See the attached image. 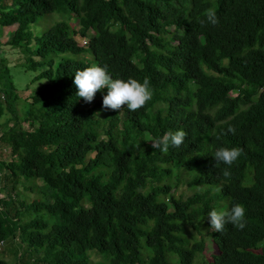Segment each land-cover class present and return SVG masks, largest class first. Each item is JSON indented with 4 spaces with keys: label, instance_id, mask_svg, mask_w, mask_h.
Here are the masks:
<instances>
[{
    "label": "trees",
    "instance_id": "16d2710c",
    "mask_svg": "<svg viewBox=\"0 0 264 264\" xmlns=\"http://www.w3.org/2000/svg\"><path fill=\"white\" fill-rule=\"evenodd\" d=\"M54 13L64 19L28 33ZM13 25L6 45L43 82L19 116L0 59V147L10 151L0 244L15 241L12 264H264V0H0V26ZM92 64L112 78L147 77L152 98L100 119L101 102L85 103L72 83ZM177 129L179 147L152 148ZM221 146L242 149L230 167L215 164ZM22 180L39 183L40 198L16 201ZM181 182L190 196L174 194ZM233 203L245 227L208 230V211Z\"/></svg>",
    "mask_w": 264,
    "mask_h": 264
},
{
    "label": "clouds",
    "instance_id": "9594fccd",
    "mask_svg": "<svg viewBox=\"0 0 264 264\" xmlns=\"http://www.w3.org/2000/svg\"><path fill=\"white\" fill-rule=\"evenodd\" d=\"M204 18L210 25L218 23L216 12L213 8L204 10ZM76 88L75 95L83 98L85 103H91L96 92L105 90L102 93L101 110H121L125 106L130 111L141 108L152 98L153 92L149 79L145 77L142 81L132 77L127 79L112 78L106 67L92 64L82 70H77L73 75V81ZM99 116V113H96ZM228 132H232L228 128ZM186 133L183 129L175 131H166L162 136L154 138L151 141L153 149H159L161 152L167 151L169 147H179L184 143ZM242 149L239 147H217L212 157L215 164L222 163L231 166L241 155ZM229 167L222 170V176H230ZM208 230L220 232L225 224H232L238 229L245 227V208L239 203H233L231 207H214L207 213Z\"/></svg>",
    "mask_w": 264,
    "mask_h": 264
},
{
    "label": "rangeland",
    "instance_id": "374dc122",
    "mask_svg": "<svg viewBox=\"0 0 264 264\" xmlns=\"http://www.w3.org/2000/svg\"><path fill=\"white\" fill-rule=\"evenodd\" d=\"M64 17L59 14H49L45 16H41L37 19V21L29 27L28 33L31 36L36 37L41 35L44 31L49 30L56 22L63 20ZM70 21L73 23L74 19L71 18ZM16 29V25L9 27H1L0 26V59L4 60L5 65L7 66V72L4 75L12 81L18 95V99L16 101H9L11 108L15 110V112L21 116L23 114V105L25 102V98L30 96L34 90L43 82V81H35L33 80L35 75L37 74L28 71L24 67V55L17 48H11L6 45V42L11 38L14 31ZM80 44H83V40H80L78 37L76 38ZM6 78V80H7ZM194 88V87H193ZM19 91V92H18ZM105 94V93H103ZM102 102V94H96L94 97L93 104H98ZM122 108V107H121ZM110 110L104 109L101 110V107L97 110L99 113L100 119L103 118L104 115H107ZM121 117L123 115L122 110H116ZM3 124V128L7 127ZM9 149L7 147H0V161L6 162L9 159ZM187 181V179H186ZM6 184L8 188L9 181H6L4 174L0 171V188ZM36 181L32 180H22L20 184L17 185L16 192L14 197L18 202L31 203L32 200L40 198V193L38 190ZM28 187H33V189H28ZM174 194L181 195L182 197H188L192 194L190 188L187 187L186 182H181L177 184ZM3 195V191H0V196ZM206 233V229L202 228ZM184 235L188 238L190 243L192 242L193 237L197 238V235L188 227H184ZM16 252L17 246L14 240L8 239L0 244V260H4L7 263H13L16 260ZM212 252L211 242L207 240V249L205 251L204 256H208ZM91 260L98 261L101 257L96 252L90 253ZM198 260V259H197Z\"/></svg>",
    "mask_w": 264,
    "mask_h": 264
}]
</instances>
